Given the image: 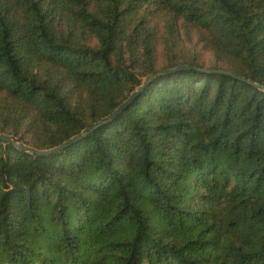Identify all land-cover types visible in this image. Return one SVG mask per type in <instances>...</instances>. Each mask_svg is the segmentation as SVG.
Returning a JSON list of instances; mask_svg holds the SVG:
<instances>
[{
  "label": "trees",
  "instance_id": "obj_1",
  "mask_svg": "<svg viewBox=\"0 0 264 264\" xmlns=\"http://www.w3.org/2000/svg\"><path fill=\"white\" fill-rule=\"evenodd\" d=\"M254 84L264 0H0V135H86L0 141V264H264Z\"/></svg>",
  "mask_w": 264,
  "mask_h": 264
},
{
  "label": "water",
  "instance_id": "obj_2",
  "mask_svg": "<svg viewBox=\"0 0 264 264\" xmlns=\"http://www.w3.org/2000/svg\"><path fill=\"white\" fill-rule=\"evenodd\" d=\"M188 69H189L188 67H178V68L173 69V70L165 71L161 75L168 74V73H173V72L178 71V70H188ZM205 72L212 73V74L229 75V76H231L233 78H236L238 80H241V81H244V82H248L245 79H243L242 77H240V76H238V75H236V74H234L232 72H227V71H205ZM156 76H159V75H156ZM156 76H153V77L148 78L147 81H146V83H145V85L149 84L154 78H156ZM253 86H255L257 88L264 89V86H259V85H255V84ZM143 88L144 87H140L137 91H135L128 98L127 101H125L120 107H118L117 110L107 119V122H109L110 120H112L117 114H119L122 110H124L125 108H127L132 103V101L142 92ZM96 128L97 127H94L90 132H92ZM85 136L86 135H82L80 137H77L75 139H72V140H70V141H68V142L60 145L59 147H56L54 149L47 150V151H39V150L30 148V147H27V146L20 145L17 142H15L14 140H12L11 138L6 137V136H1L0 135V141L5 142V143L10 144V145H13L14 147H16L20 151H23V152H26V153H30V154H33V155H36V156H39V157H43V156H48V155H51V154L58 153L61 150H63L65 148L71 146L72 144L76 143L80 139L84 138Z\"/></svg>",
  "mask_w": 264,
  "mask_h": 264
},
{
  "label": "rangeland",
  "instance_id": "obj_3",
  "mask_svg": "<svg viewBox=\"0 0 264 264\" xmlns=\"http://www.w3.org/2000/svg\"><path fill=\"white\" fill-rule=\"evenodd\" d=\"M192 46H193V44L188 45V47H192ZM192 48H193L194 51H196L198 53V55L200 57V61L202 62V64L204 66H206V67L209 66L208 64L210 63V56L207 53L203 52L202 48L200 46L199 47L198 46H194Z\"/></svg>",
  "mask_w": 264,
  "mask_h": 264
}]
</instances>
